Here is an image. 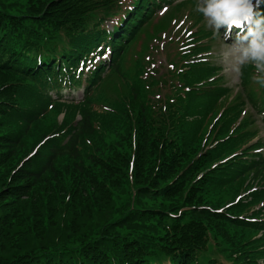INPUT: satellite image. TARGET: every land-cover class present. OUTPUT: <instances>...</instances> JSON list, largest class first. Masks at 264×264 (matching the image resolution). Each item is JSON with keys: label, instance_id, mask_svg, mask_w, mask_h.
I'll return each mask as SVG.
<instances>
[{"label": "trees", "instance_id": "trees-1", "mask_svg": "<svg viewBox=\"0 0 264 264\" xmlns=\"http://www.w3.org/2000/svg\"><path fill=\"white\" fill-rule=\"evenodd\" d=\"M172 1L0 0V264H264V143L239 122L264 114L254 66L235 93L187 49L163 99L124 70Z\"/></svg>", "mask_w": 264, "mask_h": 264}, {"label": "rangeland", "instance_id": "rangeland-1", "mask_svg": "<svg viewBox=\"0 0 264 264\" xmlns=\"http://www.w3.org/2000/svg\"><path fill=\"white\" fill-rule=\"evenodd\" d=\"M129 1V0H126ZM174 4L178 3L169 10H164L162 13L158 14L152 23L144 28L143 33L140 36L139 45L141 43L148 42L149 52L146 58L141 57L140 61L142 63L141 67L137 68V52L135 50L127 52V60L123 64L125 71H131L134 73L136 70H141L143 75L142 82L145 85H151V91L156 92V99H163L167 95V90L163 87V83L169 81L170 75L173 72L172 69L176 67L178 69L183 65L181 57V46L185 44L186 38L191 33H197L199 38H205L198 43L192 45L189 44L188 48H194L202 46L207 51L203 54L206 56L207 60L216 68H218L217 79L223 78L221 82L224 85L232 86L233 88H238L239 85V75L231 71L230 63L233 56L236 54L235 50L237 45L233 43V34H231L227 39L223 36V27L219 30L221 34H214L213 30L206 26L205 19L199 13L194 10L195 0H175ZM168 9V8H167ZM165 17V18H164ZM165 19V20H164ZM168 21L167 26H161L162 22ZM109 28L111 24H108ZM192 30V31H191ZM190 32V34H188ZM148 36H145V35ZM154 47L151 49V46ZM157 46L159 48H157ZM149 61L153 65H149L146 61ZM171 65V67H170ZM216 79V80H217ZM178 85V84H177ZM254 88L258 91L260 87L255 83ZM124 89L125 86H124ZM123 93V87L118 78H113L104 88L99 90L96 95V99L99 95L107 100L104 101L100 99L99 104L109 105L113 103L116 98H118ZM68 95V92H65ZM83 95V89L79 92H75L72 96L80 98ZM245 109V107L243 108ZM247 109V116L245 117L246 125L253 133H258L260 138H264V120L262 117L255 115L251 107ZM63 113L59 114L57 120H61ZM209 255L214 256L217 254V250L213 245L210 247ZM221 261H224L222 257H219Z\"/></svg>", "mask_w": 264, "mask_h": 264}, {"label": "clouds", "instance_id": "clouds-1", "mask_svg": "<svg viewBox=\"0 0 264 264\" xmlns=\"http://www.w3.org/2000/svg\"><path fill=\"white\" fill-rule=\"evenodd\" d=\"M264 0H195L194 10L204 17L214 34L227 39L233 28L239 29L236 54L231 71L239 75L243 66L251 64L257 73L255 82L264 88ZM222 35V34H221Z\"/></svg>", "mask_w": 264, "mask_h": 264}, {"label": "snow or ice", "instance_id": "snow-or-ice-1", "mask_svg": "<svg viewBox=\"0 0 264 264\" xmlns=\"http://www.w3.org/2000/svg\"><path fill=\"white\" fill-rule=\"evenodd\" d=\"M170 67H171V65H170Z\"/></svg>", "mask_w": 264, "mask_h": 264}]
</instances>
